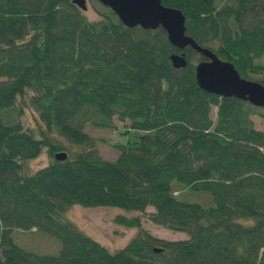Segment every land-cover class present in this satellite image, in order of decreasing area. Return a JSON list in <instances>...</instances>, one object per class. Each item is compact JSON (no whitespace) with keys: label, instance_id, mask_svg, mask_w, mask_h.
Returning a JSON list of instances; mask_svg holds the SVG:
<instances>
[{"label":"trees","instance_id":"1","mask_svg":"<svg viewBox=\"0 0 264 264\" xmlns=\"http://www.w3.org/2000/svg\"><path fill=\"white\" fill-rule=\"evenodd\" d=\"M161 2L182 12L198 45L264 85V0ZM98 3L89 20L71 0H0V264H264V130L252 119L264 123V107L202 90L204 57L188 47L174 68L180 51L161 27L128 28ZM25 96L35 127L18 118ZM115 122L124 141L110 161L84 128ZM43 150L49 162L27 173ZM175 181L214 204L177 199ZM72 205L137 211L188 238H159L119 214L138 232L109 250L66 217ZM14 229L41 230L61 249L28 251Z\"/></svg>","mask_w":264,"mask_h":264},{"label":"rangeland","instance_id":"2","mask_svg":"<svg viewBox=\"0 0 264 264\" xmlns=\"http://www.w3.org/2000/svg\"><path fill=\"white\" fill-rule=\"evenodd\" d=\"M222 0H217L221 3ZM102 7L95 0H88L87 10L84 11L85 16L89 20H99ZM18 109L21 112L18 118L23 127H35L39 120L35 110L28 105V97L17 100ZM212 119H215V109L211 112ZM254 125L257 129L264 130V123L258 116H252ZM118 128H95L91 125L85 126V131L98 139V148L100 156L105 160L114 161L118 156V151L113 147L116 141H124L123 135L119 134L122 130V124L115 122ZM49 156L46 151L35 159L30 160L26 164V172L31 174L37 169L45 166L49 162ZM177 199L187 202L199 203L205 207L212 206L213 196L209 192L193 191L179 182H174ZM147 212L153 211L152 207L146 209ZM122 214L126 217L139 216L141 226L154 236L167 240H178L188 238V234L183 231H174L162 226L156 225L147 219L146 215L137 211H125L115 207H91L85 208L79 205H72L66 211V217L76 224L82 231L98 241L109 250H116L128 243L138 232L136 228H125L115 222V217ZM14 242L20 247L37 253L55 255L61 249V243L58 239L41 230H18L12 232Z\"/></svg>","mask_w":264,"mask_h":264},{"label":"water","instance_id":"3","mask_svg":"<svg viewBox=\"0 0 264 264\" xmlns=\"http://www.w3.org/2000/svg\"><path fill=\"white\" fill-rule=\"evenodd\" d=\"M111 9L128 28L139 26L143 29L161 27L169 42L180 52L170 55L174 68L181 69L187 64L186 48L199 53L204 60L195 66L197 85L202 90L222 97H236L257 107H264V85L256 80L242 77L233 64L220 59L211 49L202 47L186 34L185 17L176 8L162 4L161 0H97ZM83 11L87 10L86 0H71ZM58 161L66 158L65 152L54 155Z\"/></svg>","mask_w":264,"mask_h":264},{"label":"flooded vegetation","instance_id":"4","mask_svg":"<svg viewBox=\"0 0 264 264\" xmlns=\"http://www.w3.org/2000/svg\"><path fill=\"white\" fill-rule=\"evenodd\" d=\"M88 2V0H86V3Z\"/></svg>","mask_w":264,"mask_h":264}]
</instances>
